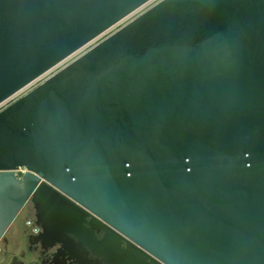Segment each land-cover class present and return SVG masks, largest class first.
<instances>
[{
    "label": "water",
    "instance_id": "obj_1",
    "mask_svg": "<svg viewBox=\"0 0 264 264\" xmlns=\"http://www.w3.org/2000/svg\"><path fill=\"white\" fill-rule=\"evenodd\" d=\"M152 1L0 0V106ZM29 202L56 264H264V0H162L2 110L0 240Z\"/></svg>",
    "mask_w": 264,
    "mask_h": 264
},
{
    "label": "flooded vegetation",
    "instance_id": "obj_2",
    "mask_svg": "<svg viewBox=\"0 0 264 264\" xmlns=\"http://www.w3.org/2000/svg\"><path fill=\"white\" fill-rule=\"evenodd\" d=\"M37 211L35 205L27 203L17 217L14 225L2 238L7 255H14L18 263L15 264H56L54 255L58 247L45 248L44 244L36 241V237L42 231L36 226ZM14 244L11 253L10 245ZM68 261L66 264H70Z\"/></svg>",
    "mask_w": 264,
    "mask_h": 264
},
{
    "label": "rangeland",
    "instance_id": "obj_3",
    "mask_svg": "<svg viewBox=\"0 0 264 264\" xmlns=\"http://www.w3.org/2000/svg\"><path fill=\"white\" fill-rule=\"evenodd\" d=\"M160 0H155L154 2H152L151 4H149L148 6H146L142 11L138 12L137 14L133 15L131 18H129L128 20H126L125 22H123L120 26L112 29L111 31H109L108 33H106L105 35H103L101 38L97 39L96 41H94L93 43H91L90 45H88L87 47H85L83 50L79 51L78 53H76L74 56H72L70 59H68L66 62L62 63L61 65H59L57 68L53 69L51 72H49L48 74H46L43 78L39 79L37 82H35L34 84H32L30 87H28L26 90H24L23 92H21V94L19 96H17L19 99L22 98L23 96H25L26 94H28L29 92L33 91L34 89H36L37 87H39L41 84H43L46 80H48L50 77H52L53 75H55L56 73H58L60 70H62L63 68H65L67 65H69L70 63H72L73 61H75L76 59H78L79 57H81L83 54H85L86 52H88L89 50H91L94 46H96L97 44L101 43L103 40H105L106 38H108L110 35H112L113 33H115L122 25H127L129 23V21L137 18L142 12L148 10L150 7L154 6L156 3H158ZM15 99V98H14ZM14 99L10 102H12V104L14 103ZM17 101V100H16ZM15 101V102H16ZM9 102V103H10ZM8 104V106H10L11 104ZM7 106V107H8ZM6 107V108H7ZM25 173V171H22L19 173V175H23ZM14 225V224H13ZM1 244H0V251H1ZM0 260H1V255H0Z\"/></svg>",
    "mask_w": 264,
    "mask_h": 264
},
{
    "label": "crops",
    "instance_id": "obj_4",
    "mask_svg": "<svg viewBox=\"0 0 264 264\" xmlns=\"http://www.w3.org/2000/svg\"><path fill=\"white\" fill-rule=\"evenodd\" d=\"M0 244L2 246L1 251H0V255H1L0 264H15L16 262L18 263L16 258L13 257L14 255L11 254L10 256L5 253V246H4L3 239L0 240ZM13 247H14V244L11 243L10 245L11 253L12 251H15Z\"/></svg>",
    "mask_w": 264,
    "mask_h": 264
},
{
    "label": "built area",
    "instance_id": "obj_5",
    "mask_svg": "<svg viewBox=\"0 0 264 264\" xmlns=\"http://www.w3.org/2000/svg\"><path fill=\"white\" fill-rule=\"evenodd\" d=\"M154 1H155V0H153L152 2H154ZM161 1H162V0H160L159 2H161ZM152 2H150L149 4H151ZM159 2H158V3H159ZM149 4H147L146 6H148ZM156 4H157V3H156ZM156 4H155V5H156ZM146 6H144V7L141 8L140 10H138V11H137L136 13H134L133 15H135V14H137L138 12L142 11ZM152 7H153V6H152ZM150 8H151V7H150ZM150 8H149V9H150ZM146 11H147V10H146ZM146 11H144V12H146ZM144 12H142V13H144ZM142 13H141V14H142ZM141 14H140V15H141ZM133 15H132V16H133ZM140 15H139V16H140ZM132 16H130L129 18H131ZM129 18H127L126 20H128ZM126 20H124L123 22H125ZM133 20H134V19H133ZM123 22L119 23L116 27L120 26ZM130 22H131V20L129 21V23H130ZM123 26H124V25H122L119 29H121ZM116 27H114V28H116ZM114 28H113V29H114ZM119 29H118V30H119ZM118 30H117V31H118ZM110 31H111V30H110ZM107 33H108V32H107ZM100 38H101V37H100ZM69 59H70V58H69ZM66 61H67V60H66ZM66 61H65V62H66ZM43 77H44V76H43ZM43 77H42V78H43ZM40 79H41V78H40ZM36 82H37V81H36ZM34 83H35V82H34ZM34 83H33V84H34ZM30 86H31V85H30ZM30 86H29V87H30ZM26 89H27V88H26ZM26 89H25V90H26ZM23 91H24V90H23ZM23 91H21V92H23ZM21 92H20L19 94L15 95L14 97H12L11 99H9L8 101H6L4 104H2V105L0 106V112H1L2 110H4V109L8 106L7 103H9L10 101H12L14 98H15V99H14L13 102H15L16 100H18L19 98H18L17 96H19V95L21 94ZM9 104H12V102H10Z\"/></svg>",
    "mask_w": 264,
    "mask_h": 264
}]
</instances>
